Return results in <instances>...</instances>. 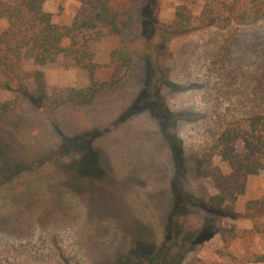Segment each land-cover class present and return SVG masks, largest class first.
<instances>
[{"label": "rangeland", "instance_id": "rangeland-1", "mask_svg": "<svg viewBox=\"0 0 264 264\" xmlns=\"http://www.w3.org/2000/svg\"><path fill=\"white\" fill-rule=\"evenodd\" d=\"M114 1L128 8L123 34L91 49L102 65L97 79L110 82L109 50L126 44L132 62L121 82L85 105L46 112L23 98L0 114V264H148L145 257L165 244L172 245V264L179 257L181 264H264L253 262L264 256V237L253 232L264 214L254 221L245 215L247 202L264 196V172L247 179L233 215L229 202L221 213L210 204L220 187L198 173L227 124L264 114V22L209 27L199 18L203 8L219 10L224 0H157L161 23L169 24L181 5L193 17L194 29L163 52L138 1ZM44 10L59 25L92 14L74 0H45ZM43 71L49 89L88 84L84 70L61 60ZM9 99L0 91V102ZM178 159V188L190 204L172 218L175 238L167 219L176 210ZM212 165L229 173L220 157Z\"/></svg>", "mask_w": 264, "mask_h": 264}, {"label": "trees", "instance_id": "trees-1", "mask_svg": "<svg viewBox=\"0 0 264 264\" xmlns=\"http://www.w3.org/2000/svg\"><path fill=\"white\" fill-rule=\"evenodd\" d=\"M92 12L87 19L74 17L68 25L55 24L50 13L44 10L45 0H0V91L11 94V99L0 102V114L15 110L23 98L38 101L42 109L50 112L67 105L81 106L94 101L107 84L121 82L131 68L130 52L124 42L113 46L108 53V64L113 71L110 82L97 79L102 65L96 62L91 43L122 36L120 21L128 14L124 3L114 0H74ZM140 14L151 23L153 35L161 51H167L171 40L190 33L193 17L186 5L177 8L169 24L161 23L158 17L157 0H137ZM220 9L206 5L200 21L206 26L220 29L232 25L254 26L264 22V0H224ZM59 60L65 68H77L87 74L88 84L83 88L54 87L49 89L43 68ZM32 82L34 87H29ZM220 157L228 164L229 173L222 175L213 168V159ZM175 176L172 193L176 210L168 217V233L178 238L179 231L174 216L183 213L190 198L181 195L178 180L181 178L179 159L174 164ZM264 172V114L253 112L244 118L226 125L209 146L198 164V173L203 178H215L220 192L210 199V204L221 213L229 202L230 214H235L233 205L246 188L247 179ZM264 214V196L246 204L245 215L252 217ZM253 232L264 237V225L253 222ZM170 238V237H168ZM167 238V240H168ZM190 236L187 241L191 242ZM172 245H163L154 255L145 257L148 264H172L169 262ZM175 261V260H174ZM179 257L176 264H181ZM253 262L263 263L264 256ZM197 264H204L196 260ZM118 264H127L120 260ZM129 264V263H128ZM138 264V263H134ZM189 264H192L189 263Z\"/></svg>", "mask_w": 264, "mask_h": 264}]
</instances>
